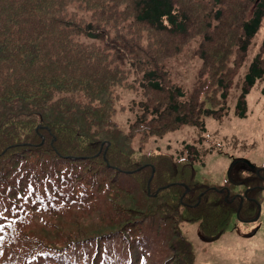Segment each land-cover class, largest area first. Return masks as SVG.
Wrapping results in <instances>:
<instances>
[{
	"label": "trees",
	"instance_id": "obj_1",
	"mask_svg": "<svg viewBox=\"0 0 264 264\" xmlns=\"http://www.w3.org/2000/svg\"><path fill=\"white\" fill-rule=\"evenodd\" d=\"M209 1L214 19L231 31V49L201 56L206 79L187 94L159 74L143 42L152 31L187 35L191 13H202L206 0H0V211L9 205L0 220V264H79L75 245L94 238L106 241L104 264H148V257L194 264L180 224L196 222L212 240L237 212L234 188L261 187L264 170L244 172L240 158L224 181L227 200L226 187L197 179L205 152L194 143L176 154L150 151L143 163L134 158V139L142 152L151 136L187 124L205 131L203 116L227 114L232 68L244 62L261 27L264 0ZM263 62L257 54L244 74L240 118L264 77ZM211 74L221 90L217 109L204 95ZM136 81L156 96L140 100L126 132L116 113L121 91ZM155 186L156 196L149 194ZM251 206L244 202L239 217H249Z\"/></svg>",
	"mask_w": 264,
	"mask_h": 264
},
{
	"label": "rangeland",
	"instance_id": "obj_2",
	"mask_svg": "<svg viewBox=\"0 0 264 264\" xmlns=\"http://www.w3.org/2000/svg\"><path fill=\"white\" fill-rule=\"evenodd\" d=\"M240 1L243 3L246 0ZM257 1L247 0V4L253 5ZM200 7L203 10L202 13H191V29L187 35L176 36L166 32L152 31L151 42H143L145 47L147 46L151 51L154 50L150 54L155 57L156 63L160 67L159 74L166 78L169 77L187 94L194 90L199 81L202 82L206 79L205 76L201 77L203 62L201 56L206 54L211 59L221 57L227 49H231L229 47L232 44L230 29L214 19L217 8L213 7L209 0L200 3ZM128 36L131 39L130 32ZM226 37L228 39H225ZM263 38L264 18L259 31L251 40L244 62L239 67L232 68L234 74L229 79L231 86L226 100L228 110L224 117L203 116L206 125L205 131H201L197 126L187 124L167 132L162 137L151 136L144 146L141 144L142 152L137 146L138 141L134 139L135 161L137 163L150 161L145 158L150 151L152 153L176 154L186 142L196 144L201 152H205L202 162L195 164L196 177L202 182L222 188L226 187V189L230 188L224 185V181L229 167L240 158L244 159L243 166H240L239 163L236 165L240 166L242 171H244L243 169H246L244 172H247V169L253 170L252 166H255L257 171L264 170V93L262 92L264 77L257 80L247 95V116L240 118L235 114L236 99L241 93L244 74L254 56L260 53L264 58ZM135 63L138 64V61L136 60ZM215 66L218 67V65ZM210 80L212 82V74ZM131 85L132 88H125L121 91L123 107L118 108L116 113V122L126 132L129 131L130 124L135 122L136 114L141 111L139 109L140 100L148 99L149 94L156 96L149 90H145L140 81L131 82ZM219 94H221L220 88L212 82V86L205 89L206 106L217 109L221 103ZM154 171L155 169L152 168V176ZM261 174L264 175V171ZM8 183L12 182L8 180ZM155 188L156 186L151 189L149 194L156 196L161 186ZM246 188L247 186L235 187V194ZM251 193L250 190L249 194ZM254 196L262 206L259 218L253 222L246 221L257 213V202H253V206L246 211L252 213L249 217L243 219L239 217L238 219L235 213L232 214L226 230L212 240L200 236L198 223L182 222L180 224L182 234L191 243L194 264H264V181ZM233 197L232 195L231 199ZM148 199L145 196V201ZM8 209L9 205L3 203L0 220L6 218ZM164 234L162 231V235ZM75 248H79V250H75V258L80 259L79 264H104L106 260V257L101 256L106 252V241L104 240L94 238L82 241L77 243ZM154 263L153 258L148 257V264ZM171 264H178L177 258Z\"/></svg>",
	"mask_w": 264,
	"mask_h": 264
},
{
	"label": "flooded vegetation",
	"instance_id": "obj_3",
	"mask_svg": "<svg viewBox=\"0 0 264 264\" xmlns=\"http://www.w3.org/2000/svg\"><path fill=\"white\" fill-rule=\"evenodd\" d=\"M257 188H258L257 186H255L253 188H250L249 187L248 189L252 191L251 194H249V190H247V189L244 190V191H242V192H238L237 193V196H238V199H239V203H238L239 213L241 212L240 209L244 205V202H246V201H248L249 203L254 202L253 201V200H255L254 193L256 192ZM231 202H235V198H232V201Z\"/></svg>",
	"mask_w": 264,
	"mask_h": 264
},
{
	"label": "water",
	"instance_id": "obj_4",
	"mask_svg": "<svg viewBox=\"0 0 264 264\" xmlns=\"http://www.w3.org/2000/svg\"><path fill=\"white\" fill-rule=\"evenodd\" d=\"M259 172V171H258ZM256 202H257V200H256ZM257 205H258V210H257V213H256V215L253 217V218H251V219H249V220H246V221H248V222H253V221H256L258 218H259V215H260V213H261V203L260 202H257ZM240 208V207H239ZM239 215V209H238V211H237V216Z\"/></svg>",
	"mask_w": 264,
	"mask_h": 264
}]
</instances>
